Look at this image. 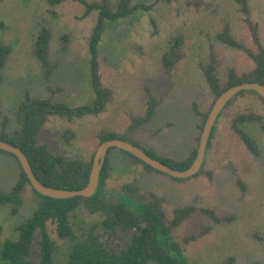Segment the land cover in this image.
<instances>
[{
    "label": "rangeland",
    "instance_id": "1",
    "mask_svg": "<svg viewBox=\"0 0 264 264\" xmlns=\"http://www.w3.org/2000/svg\"><path fill=\"white\" fill-rule=\"evenodd\" d=\"M98 2L100 0H87ZM120 0H110L116 6ZM133 5H153L118 19H104L96 54L90 42L99 14L84 16V8L74 2L51 6L48 0H3L0 3V44L11 54L0 71V132L7 120L6 137L20 130V105L26 95L31 100L49 101L76 110L98 100V90L109 92L110 102L101 113L82 116L47 114L37 141L66 159L88 162L98 146L97 135L114 131L121 140L155 151L171 160L185 159L196 146L200 133V113H207L215 101L204 71L214 54L217 77L224 84L229 70L242 75L255 68L244 52L216 41L215 36L228 24L232 35L252 52L259 51L239 5L234 0H131ZM250 19L258 28L264 47V0H249ZM50 33L51 75L35 55L39 34ZM69 36L66 49L62 36ZM183 39L181 59L171 74L165 72L164 57L174 43ZM97 60L98 67L92 66ZM160 101L155 116L144 127L129 131L131 119L144 116L149 97ZM256 115L262 123L238 124L260 149L253 156L236 134L235 119ZM212 146L206 150L201 176L177 181L171 176L148 171L119 149L108 154L109 177L106 189L114 202L132 208L140 203L122 191L135 186L142 194L164 201L166 222L174 212L187 206L208 209L220 218L234 216L230 223L217 224L197 212L166 237L178 243L190 264H223L234 257V264H264V103L254 93L238 94L217 119ZM212 173L209 179L208 174ZM15 157L0 153V191L9 192L19 179ZM238 181L246 185L244 192ZM24 205L17 216L11 208L0 209V248L6 239H16V226L39 208V197L31 186L22 191ZM85 203V202H84ZM99 214L81 207L72 218L77 237L99 224ZM206 228L197 240L184 243ZM51 237L57 243L54 264H64L70 243L61 240L54 224ZM100 231V230H99ZM127 238V237H126ZM33 260L39 262L37 244ZM149 264H156L151 262Z\"/></svg>",
    "mask_w": 264,
    "mask_h": 264
},
{
    "label": "trees",
    "instance_id": "2",
    "mask_svg": "<svg viewBox=\"0 0 264 264\" xmlns=\"http://www.w3.org/2000/svg\"><path fill=\"white\" fill-rule=\"evenodd\" d=\"M2 1L0 0V3ZM69 1L81 5L84 8L85 17L92 12H98L99 14L98 25L93 31L90 42L91 52L94 55L96 54L104 19L123 18L139 9H153V5H133L131 0H120L116 6L112 5L110 0H100L98 2L87 0H48V3L51 6H59ZM234 1L239 5L243 14L246 15V22L256 44H258L259 51L254 53L237 41L232 35L228 24L221 32L216 34L215 39L217 42L231 49L246 53L254 62L255 68L242 75L230 69L225 83L221 84L216 74L218 60L212 54L211 61L204 74L210 89L215 95V101L226 90L239 84L257 83L264 85V47L260 44L257 26L250 19L249 0ZM50 38V33L43 30L37 38L35 50L37 59L46 68V75H51L53 72V67L49 62ZM61 43L63 48L66 49L69 43V36H62ZM182 45L183 39L177 40L171 52L165 55L163 59L165 72L168 76L182 57ZM10 54L11 48L0 44V71L3 70ZM92 66L94 69L98 67L97 60H92ZM246 92L254 93L264 103V98L256 92L244 91L239 94ZM98 94L99 97L95 104L76 110L68 109L62 104L53 105L49 101L31 100L26 95L25 101L20 105V130L15 132V136L12 139H8L5 135L8 124L7 120H4L0 139L22 146V151L28 158L35 176L43 185L58 190H82L89 182L95 154L88 162L66 159L50 151L46 145L38 143L37 138L46 122L47 114L73 117L101 113L110 102L111 95L109 92L101 93L99 90ZM146 94L148 97L150 95L146 104V112L144 116L131 119L129 131L144 127L155 116V110L159 106L160 101L149 88L146 89ZM214 103L207 113H200V133L196 138V146L185 159L176 161L160 157L152 150L145 152L174 170L186 171L189 169L196 159L200 137ZM234 121V126L236 125L234 127L235 132L239 135L245 147L253 156H259L260 149L258 144L250 135L237 127L238 124L244 123H262V118L256 115H241ZM214 130L215 128L211 133L207 149L212 146ZM97 137L100 144L108 140H121L119 134L114 131L101 132ZM135 146L139 148L138 145ZM0 153L7 152L0 151ZM125 153L135 162L144 165L148 171L158 172L131 154ZM108 154L100 174L99 188L95 195L91 198L75 197L66 200L51 199L35 191L30 185L19 160L10 154L17 160L20 174L17 183L11 191H0V209L10 207L12 216H17L23 208L22 191L27 186H31L34 193L39 197L40 203L39 208L34 209L30 217L23 219L16 226L18 237L16 239H6L1 245L0 264H54L58 250L57 243L50 234V223L55 225L58 237L70 243L67 261L64 264H149L151 262L156 264H190L183 253L181 245L167 241L166 237L171 231L182 225L197 212L217 224L230 223L234 220V216L220 218L211 210H197L194 206H187L175 210L172 221L166 222L163 208L164 201L152 194H142L138 191V188L131 185L123 186L122 191L135 198L140 203V207L132 208L127 204L114 202L109 196L111 193L105 188L109 177ZM201 174L200 170L193 178L199 177ZM208 177L211 179L212 173H209ZM238 186L244 192L246 191L244 182L238 181ZM81 207H85L91 214H99L101 220L99 224L94 225L84 235L77 237L72 218ZM2 231L3 229L0 226V236H2ZM209 231L210 228H206L199 235L187 238L184 243L197 240ZM35 244L38 245L40 252L38 263L33 260V246ZM234 263L235 258L231 257L223 264Z\"/></svg>",
    "mask_w": 264,
    "mask_h": 264
},
{
    "label": "water",
    "instance_id": "3",
    "mask_svg": "<svg viewBox=\"0 0 264 264\" xmlns=\"http://www.w3.org/2000/svg\"><path fill=\"white\" fill-rule=\"evenodd\" d=\"M244 91L256 92L259 96L264 98V85L257 83L239 84L234 87H231L230 89L226 90L222 95H220L215 101L208 115V118L205 122L199 141V147H198L196 159L193 162L192 166L186 171L174 170L171 167L167 166L166 164L152 158L145 151L141 150L135 145H132L123 140H118V139L108 140L101 143L96 150L93 159V167L89 176V182L87 186L82 190H62V189L58 190L43 185L37 179L30 166L28 158L22 151L21 145H15L11 142L0 139V151L10 153L19 160L21 167L30 182V185L35 191H37L39 194L43 196L57 200H66L75 197H82V198L93 197L99 188L100 174L103 169L104 163L106 161L107 154L110 149H114V148L131 154L132 156L136 157L147 166L151 167L152 169L160 173L167 174L174 179L185 180V179L193 178L201 170L204 164L209 139L215 127L218 117L226 108L227 104L231 102V100L234 97H236L239 93Z\"/></svg>",
    "mask_w": 264,
    "mask_h": 264
}]
</instances>
